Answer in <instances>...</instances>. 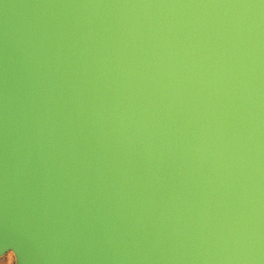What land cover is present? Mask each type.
Segmentation results:
<instances>
[{"label": "water", "instance_id": "obj_1", "mask_svg": "<svg viewBox=\"0 0 264 264\" xmlns=\"http://www.w3.org/2000/svg\"><path fill=\"white\" fill-rule=\"evenodd\" d=\"M264 264V0H0V260Z\"/></svg>", "mask_w": 264, "mask_h": 264}, {"label": "rangeland", "instance_id": "obj_2", "mask_svg": "<svg viewBox=\"0 0 264 264\" xmlns=\"http://www.w3.org/2000/svg\"><path fill=\"white\" fill-rule=\"evenodd\" d=\"M0 264H14V257L12 254L7 255L0 260Z\"/></svg>", "mask_w": 264, "mask_h": 264}]
</instances>
